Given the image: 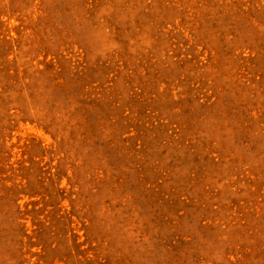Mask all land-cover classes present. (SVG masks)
Here are the masks:
<instances>
[{
    "label": "rangeland",
    "instance_id": "rangeland-1",
    "mask_svg": "<svg viewBox=\"0 0 264 264\" xmlns=\"http://www.w3.org/2000/svg\"><path fill=\"white\" fill-rule=\"evenodd\" d=\"M0 264H264V0H0Z\"/></svg>",
    "mask_w": 264,
    "mask_h": 264
}]
</instances>
